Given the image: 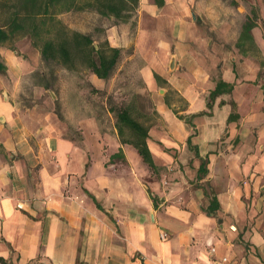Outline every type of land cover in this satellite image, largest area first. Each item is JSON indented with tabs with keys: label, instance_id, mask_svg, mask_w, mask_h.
Wrapping results in <instances>:
<instances>
[{
	"label": "crops",
	"instance_id": "1",
	"mask_svg": "<svg viewBox=\"0 0 264 264\" xmlns=\"http://www.w3.org/2000/svg\"><path fill=\"white\" fill-rule=\"evenodd\" d=\"M191 8L134 10L140 64L126 87L148 104L153 169L120 141L113 97L3 63L32 82L0 96V264H264V39L256 27L251 42L203 33ZM124 38L112 26L106 40L123 49ZM120 69L110 83L89 73V84L111 92ZM221 81L231 90L210 99Z\"/></svg>",
	"mask_w": 264,
	"mask_h": 264
},
{
	"label": "trees",
	"instance_id": "2",
	"mask_svg": "<svg viewBox=\"0 0 264 264\" xmlns=\"http://www.w3.org/2000/svg\"><path fill=\"white\" fill-rule=\"evenodd\" d=\"M153 1L158 6L163 4V0ZM137 5L138 0H0V11L5 16V21L0 25V46L15 35H25L30 38L32 47L39 51L44 62H54L69 72L82 69L99 79L108 80L122 60L123 49L111 46L105 39L97 45L107 49L110 55H105L103 50L97 51L91 36L68 28L57 15L64 11L92 9L102 18H122L125 21L131 17ZM250 8L240 35V40L246 42L252 41L250 33L256 27L257 19L255 9ZM6 71V66L0 62V75H5ZM231 88L225 82H218L209 98ZM140 104H143V99L135 96L128 103L121 102L110 109L120 141L132 146L142 161L153 169L146 142L148 126L145 125L146 119Z\"/></svg>",
	"mask_w": 264,
	"mask_h": 264
},
{
	"label": "rangeland",
	"instance_id": "3",
	"mask_svg": "<svg viewBox=\"0 0 264 264\" xmlns=\"http://www.w3.org/2000/svg\"><path fill=\"white\" fill-rule=\"evenodd\" d=\"M82 1V0H80ZM187 1V0H185ZM192 2L191 11L195 14V20L192 21L195 24L200 25L199 31L212 32L218 31L226 33L229 38L234 39L236 35L241 31L242 24L245 21L246 16L249 15L251 8L253 7L257 14L255 33L261 39H264V0H188ZM191 6V4H190ZM129 20L124 19H105L99 16L92 9L86 10H71L64 11L57 15V18L68 28L87 34L92 37L95 44L102 42L109 35L110 28L114 26L115 35H124L125 48H123L122 60L119 63L121 69L118 76L115 77L114 86L111 92L96 91L90 84V74L88 71L79 69L77 71L69 72L62 66L54 62H44L40 56L39 51L32 47L31 40L25 35H15L12 39L8 40L4 45L0 46V62L16 64L22 60L27 61L30 65H37L38 69H42L45 74L51 75V71L59 79V85L64 90H69L75 86L76 90H82L85 93L84 96H95L99 98L107 97L115 100L108 101L107 106L113 107L121 102L128 103L131 98L136 95L129 96V92L133 93L135 89L126 87L127 83L136 84L137 82V67L140 64V56L138 53L134 54L136 33H137V19L136 13L130 14ZM189 21H191V14L187 15ZM5 21L4 13L0 11V25ZM120 26V27H119ZM148 28L165 31L166 26L164 24H148ZM118 31V34H117ZM211 34L210 37H214ZM118 39V38H117ZM209 39L207 34L205 40H203V47L206 46V41ZM233 41V40H232ZM264 43V42H262ZM252 56L256 58L262 57L260 51H251ZM131 55V56H130ZM131 57V58H130ZM32 78L28 77H15L13 74L0 75V96L5 93L7 96H13L25 94L26 89L31 84ZM102 81H98V86L102 85ZM108 83L110 80L108 79ZM97 85V84H96ZM118 86V87H117ZM143 99V112L148 110V104L144 97ZM139 120L140 119L139 117ZM106 122V121H105Z\"/></svg>",
	"mask_w": 264,
	"mask_h": 264
},
{
	"label": "clouds",
	"instance_id": "4",
	"mask_svg": "<svg viewBox=\"0 0 264 264\" xmlns=\"http://www.w3.org/2000/svg\"><path fill=\"white\" fill-rule=\"evenodd\" d=\"M93 47L96 48L97 51H102V50H103L105 55H110V52H108L107 49H102V48H101L100 46H98L97 44H93ZM131 95H132V92H129V96H130V97H131ZM202 154H203V153H202ZM0 195H2V193H0ZM0 255H4V253H0ZM202 259H205L206 264H208L206 257H203V256H202Z\"/></svg>",
	"mask_w": 264,
	"mask_h": 264
},
{
	"label": "built area",
	"instance_id": "5",
	"mask_svg": "<svg viewBox=\"0 0 264 264\" xmlns=\"http://www.w3.org/2000/svg\"><path fill=\"white\" fill-rule=\"evenodd\" d=\"M159 238H160V240L161 241H165V240H167L168 238H169V234L167 233V232H161L160 234H159ZM215 252V249L214 248H211L210 249V253H214ZM226 261V259L225 258H223L222 259V262H225Z\"/></svg>",
	"mask_w": 264,
	"mask_h": 264
},
{
	"label": "water",
	"instance_id": "6",
	"mask_svg": "<svg viewBox=\"0 0 264 264\" xmlns=\"http://www.w3.org/2000/svg\"><path fill=\"white\" fill-rule=\"evenodd\" d=\"M191 18L193 19V20H195V14L191 11ZM95 44V43H94ZM174 55H172L171 56V58H170V61H169V69L170 70H172L173 68H174Z\"/></svg>",
	"mask_w": 264,
	"mask_h": 264
}]
</instances>
